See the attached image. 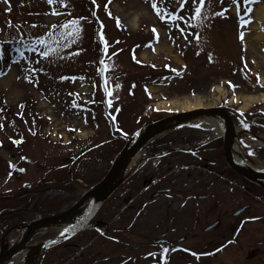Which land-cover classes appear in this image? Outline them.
<instances>
[{"label": "rangeland", "instance_id": "1", "mask_svg": "<svg viewBox=\"0 0 264 264\" xmlns=\"http://www.w3.org/2000/svg\"><path fill=\"white\" fill-rule=\"evenodd\" d=\"M260 6L264 0H205L202 6L199 0H156L158 13L153 0H0V211H5L0 231L8 227L4 247L21 235V228L12 225L34 219L39 210L41 216L51 215L75 202L104 175L132 132L183 109L163 105L164 100L196 95L201 104L228 106L241 131L238 147L245 161L264 164V140L243 130L264 138V100L247 98L264 95V19L256 17ZM169 13L183 19L169 20ZM76 18L83 19L66 25ZM38 37L45 43L37 44ZM210 137L214 140L209 144L221 139L216 126L196 118L156 136L142 151L152 144L185 145ZM163 154L172 163L180 162L175 153ZM153 162L150 159L148 166ZM134 176L117 187L91 220L109 223L106 242L95 237L98 229L84 231L78 235L84 234L80 247L60 249L59 263L63 258L73 264H264V191L259 186L234 180L229 216L241 206L238 198L245 189L244 202L250 208L233 217V227L243 219L242 232L214 257L209 248H202L208 233L182 242L189 253L177 248L151 253L148 247L132 248L135 199L130 200L135 189L126 188ZM172 177L187 183L186 188L198 182L195 169L190 175L183 169L167 173L162 184L169 185ZM206 199L198 217L201 230L214 218ZM159 200L169 203L171 217L183 215L179 207L184 198L174 194L146 201L154 212L140 215L149 219L162 214ZM21 205L31 213H21ZM177 218L169 225L181 230L173 233L175 242L192 224L191 217L184 225ZM56 230L43 227L32 240ZM256 240L263 244L251 256L247 249L256 246ZM88 241L94 244L89 249L83 247ZM101 246L104 250L97 253ZM79 248L93 253L92 259L81 257ZM42 263L43 258L36 264Z\"/></svg>", "mask_w": 264, "mask_h": 264}, {"label": "flooded vegetation", "instance_id": "2", "mask_svg": "<svg viewBox=\"0 0 264 264\" xmlns=\"http://www.w3.org/2000/svg\"><path fill=\"white\" fill-rule=\"evenodd\" d=\"M214 137H210L206 140L195 141L194 143L186 144L183 147L178 146H168L164 147L163 143H157L150 145L147 149V154L143 158L141 164H147L148 160L151 158H155L157 155L158 161L152 169H148L146 172V176H142L140 173L137 174V185L136 190L138 193H147L149 197L157 198L161 197L165 194H174L179 195L184 198L181 202L179 208L182 210V213L172 214L174 216L171 217L168 214L169 210V203L159 200L157 203V209L162 211V214H158L155 216H151L149 219L141 220L138 218L140 209H143L145 204L143 202H135L133 206V216L131 218V224L136 226V230L131 232L132 239L136 242L132 248L144 249L148 247L149 252L154 251H163V249L170 250L172 248H183L184 245L182 242L189 238H196L200 237L203 234L208 233L210 235L209 241L206 242L202 246L203 249L209 248V253L211 257H214L215 254L219 253L222 250L225 244L233 242L236 237L242 232L243 226V219L239 220L235 227H233L234 218L241 213L246 212L249 210L250 205H246L247 202H244L245 196L247 195V189L243 186L242 189L246 190V193L241 194L238 198V202H242L236 210H231L232 215L229 216L230 211L228 208L231 206L235 200L233 194V185L234 180H240L238 185H241L242 182L246 183L249 182L246 178L237 174L225 160L223 149H222V139L216 141V144H209L212 142ZM209 144V145H207ZM163 152L166 154L170 152H180L183 156H189L197 161H194L192 166L189 168V162L183 161L175 165V163H171L170 159H164ZM185 170L187 175L195 169L196 176H197V183L190 184L188 188H186L187 183L182 180H177L175 178H169L168 184L163 185L162 182L166 178L167 173L172 171H182ZM156 171L163 172L162 174L154 177V173ZM189 185V184H188ZM259 187L264 190L263 187L259 185ZM189 193H192L190 195ZM190 195V197H185ZM245 195V196H244ZM208 199L209 201V211L212 217H214L209 224L204 227V230H201L200 223H199V212L201 202L204 199ZM186 199V201H185ZM189 199V200H188ZM206 199V200H207ZM188 200V202H187ZM147 206V209L150 208ZM151 207V206H150ZM222 207V208H221ZM152 208V207H151ZM220 208L222 209L221 211ZM31 208H27L24 205H21V213L22 212H30ZM152 210H154L152 208ZM5 211H0V215L4 216ZM176 216H178L179 220H182V223H186V220H190L189 217L192 218V224L188 230H182V233L178 235L173 240L171 237L174 235L173 233L180 232L181 230L176 229L177 226H169L173 220H176ZM177 218V219H178ZM104 221V224L102 223ZM92 226L96 224L98 226H104L105 230L102 233L98 234V239L101 243L106 242L105 231L108 226V222L105 220H98L92 222ZM4 226L3 218L0 221V227ZM178 227L181 228L179 223ZM101 236V238H100ZM91 238L90 236H87ZM82 237H77L76 240H70L67 242H62L61 246H53L48 250L44 251L40 256L43 258L45 263L42 264H52L53 261L57 262L58 264H73L72 261L68 259L61 258V263H59V251L60 249H67V248H74L79 246V243H82ZM140 238V239H139ZM182 241V242H181ZM256 246H250L247 249V253L249 255H255L258 252V248L263 244V240H256ZM93 244L88 241L86 245L83 247H87V249L91 248ZM101 246L100 249L96 250L98 252H102L104 249ZM185 248V247H184ZM94 251V252H96ZM81 257L84 259H92L93 253H89L90 255L85 254V252H80Z\"/></svg>", "mask_w": 264, "mask_h": 264}, {"label": "water", "instance_id": "3", "mask_svg": "<svg viewBox=\"0 0 264 264\" xmlns=\"http://www.w3.org/2000/svg\"><path fill=\"white\" fill-rule=\"evenodd\" d=\"M211 116L219 118L223 122L222 135H223V150L227 162L234 168L237 173L244 175L250 180L261 183V179H264V171H260L252 168L246 164H238L232 157L233 140L235 139V127L229 112L222 106L214 105H199L188 109H182L175 111L171 114L163 116L152 122H149L141 127L136 134L131 138H128L127 143L123 146L121 151L117 154L111 167L105 174V176L94 186V196L91 203L86 208L84 213L76 219V221L69 223L68 226L61 229L56 235L44 239L36 244L25 245L28 235L37 227L45 225L46 223L54 222L60 218L66 216L67 213L73 211L77 206H79L83 200V197L75 203L74 206L67 209L59 214L40 218L29 225L28 231L25 236L20 239V241L13 247L0 251V264L4 260L5 256H10L20 248H26L25 253L21 259L15 264H29L33 259L36 258L44 249L62 241L63 239L71 236L78 230L86 227V222L92 217L96 212L97 208L107 196L112 192V190L117 185L123 169L125 168L127 162L130 158L152 137L160 134L175 125H178L187 120ZM67 229V230H66Z\"/></svg>", "mask_w": 264, "mask_h": 264}, {"label": "bare ground", "instance_id": "4", "mask_svg": "<svg viewBox=\"0 0 264 264\" xmlns=\"http://www.w3.org/2000/svg\"><path fill=\"white\" fill-rule=\"evenodd\" d=\"M257 19L259 21H261L262 19H264V6H260L257 10V15H256ZM193 98H184V99H178V100H164V101H161V103L163 105H171V106H174V107H180V108H190V107H194V106H197V105H200L201 102H200V98L196 95H193L192 96ZM247 98L248 100H251V101H259V100H264V95L263 94H258V95H247ZM207 119L208 122L210 123H213L215 126H216V129L218 130V132L221 131V128H222V122L217 120V119H213V118H205ZM82 132V131H81ZM82 134H84V132H82ZM234 144V148H233V157L235 158L236 161H240V157H242V151L240 148L237 147V145L235 143ZM137 156H135L136 158ZM134 158V159H135ZM133 160H130L128 162V166H130L132 163H133ZM250 164V163H249ZM251 166L253 167H256V168H264V165L262 163H254V164H251ZM87 193L85 195V199H84V206H87L90 201L92 200L93 196H94V186H90L86 189ZM82 213V211L78 214H69L67 215L65 218L59 220L58 222L56 223H52V224H48L49 225V228L51 229H60L62 228L63 226H65V224L67 225L68 223H71L72 221L76 220V218ZM28 223H21L19 224V226L22 228L23 231H27V228H28ZM48 225L44 226V227H47ZM18 258V255L16 254V256L14 255L12 257L13 260H16ZM6 261V260H5ZM4 264V263H3ZM7 264V263H5Z\"/></svg>", "mask_w": 264, "mask_h": 264}, {"label": "snow or ice", "instance_id": "5", "mask_svg": "<svg viewBox=\"0 0 264 264\" xmlns=\"http://www.w3.org/2000/svg\"><path fill=\"white\" fill-rule=\"evenodd\" d=\"M54 2H55V0H49V3H54ZM60 2H61V4H63V3H65V0H60ZM193 2L195 3L196 0H193ZM204 2H205V0H199V3H200L201 6L204 4ZM238 2H239V0H237V3ZM246 2H247V0H246ZM180 6L183 7V3H181ZM106 7H107V5H106ZM153 7L156 8V11L159 13L160 9L156 7V0H153ZM53 11H55V9H53ZM249 11H250V9H249ZM200 12H201V7H197L196 8V13L199 14ZM57 14H59V13H57ZM173 17H176L177 19H183V17L182 16H179V14H177V13H169V15H168L167 18L169 20H171ZM79 19H83V18H76L74 20L66 21L65 23H66V25L76 24ZM117 20L119 22V18H117ZM244 23H247V21H244ZM243 35H244L243 32H241L240 33V38L241 39H243ZM35 42L37 44L45 43V41H44V39L42 37L36 38V41ZM43 54L44 55H48V52L45 51ZM0 59H3V50L2 49H0ZM101 63H103V61ZM245 66H247V65H245ZM0 75H4V73L3 72H0ZM257 76L259 77V74H257ZM28 78L31 79V77H28ZM229 83H231V82H229ZM257 83H259V79L257 80ZM235 87H237V86L236 85H233V88H235ZM245 126L247 127V125H245ZM163 251L164 252H167L168 250L167 249H163Z\"/></svg>", "mask_w": 264, "mask_h": 264}]
</instances>
